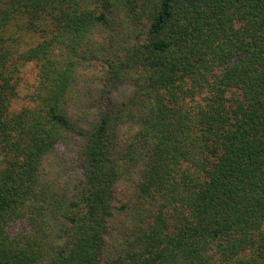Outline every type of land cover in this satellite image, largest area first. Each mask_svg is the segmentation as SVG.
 I'll return each instance as SVG.
<instances>
[{
  "label": "trees",
  "instance_id": "trees-1",
  "mask_svg": "<svg viewBox=\"0 0 264 264\" xmlns=\"http://www.w3.org/2000/svg\"><path fill=\"white\" fill-rule=\"evenodd\" d=\"M0 264H264V0H0Z\"/></svg>",
  "mask_w": 264,
  "mask_h": 264
},
{
  "label": "rangeland",
  "instance_id": "rangeland-1",
  "mask_svg": "<svg viewBox=\"0 0 264 264\" xmlns=\"http://www.w3.org/2000/svg\"><path fill=\"white\" fill-rule=\"evenodd\" d=\"M81 82H95L100 78V74L95 72L92 69L84 68L81 71ZM36 76V70L35 68L29 64L27 65L22 73V78L20 81V85L18 87V93L16 98L12 102V110L18 111L23 107H26L28 105V98L29 94L31 93L32 86L34 85ZM60 162L55 160L53 157L50 159L49 166H52L56 163Z\"/></svg>",
  "mask_w": 264,
  "mask_h": 264
}]
</instances>
